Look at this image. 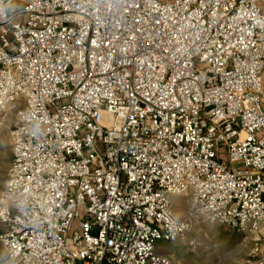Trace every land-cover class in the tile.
<instances>
[{
  "label": "built area",
  "instance_id": "built-area-1",
  "mask_svg": "<svg viewBox=\"0 0 264 264\" xmlns=\"http://www.w3.org/2000/svg\"><path fill=\"white\" fill-rule=\"evenodd\" d=\"M263 78L264 0H0L8 260L171 264L199 220L264 248Z\"/></svg>",
  "mask_w": 264,
  "mask_h": 264
},
{
  "label": "rangeland",
  "instance_id": "rangeland-1",
  "mask_svg": "<svg viewBox=\"0 0 264 264\" xmlns=\"http://www.w3.org/2000/svg\"><path fill=\"white\" fill-rule=\"evenodd\" d=\"M264 88V78H263ZM23 108L0 109V201L10 180L13 140L12 133ZM190 199L184 196L174 199V212L181 220H188ZM4 227L0 225V233ZM157 251L171 258V264H259L264 248L252 240H246L237 231L209 221L199 220L189 231L173 242L161 241ZM0 264H11L0 243Z\"/></svg>",
  "mask_w": 264,
  "mask_h": 264
},
{
  "label": "trees",
  "instance_id": "trees-1",
  "mask_svg": "<svg viewBox=\"0 0 264 264\" xmlns=\"http://www.w3.org/2000/svg\"><path fill=\"white\" fill-rule=\"evenodd\" d=\"M12 161H13V159H12Z\"/></svg>",
  "mask_w": 264,
  "mask_h": 264
}]
</instances>
